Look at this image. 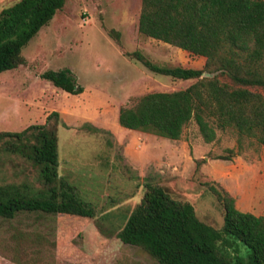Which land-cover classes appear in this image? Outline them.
Returning <instances> with one entry per match:
<instances>
[{"label":"rangeland","instance_id":"obj_1","mask_svg":"<svg viewBox=\"0 0 264 264\" xmlns=\"http://www.w3.org/2000/svg\"><path fill=\"white\" fill-rule=\"evenodd\" d=\"M16 2L0 0V12ZM142 3L67 0L23 48L27 63L0 72V131L45 123L58 111L50 124L59 138L60 176L96 208L94 216L24 211L0 218V264H162L118 235L148 182L191 202L199 218L217 228L224 209L213 188L233 196L239 209L264 216V145L256 138L227 128L207 142L195 119L179 139L119 123L120 109L133 105L134 97L197 81L156 73L126 52L140 50L169 67L203 69L207 61L140 33ZM111 30L120 32V43ZM64 67L83 92L72 94L42 76ZM40 170L0 144V184L45 190Z\"/></svg>","mask_w":264,"mask_h":264},{"label":"trees","instance_id":"obj_2","mask_svg":"<svg viewBox=\"0 0 264 264\" xmlns=\"http://www.w3.org/2000/svg\"><path fill=\"white\" fill-rule=\"evenodd\" d=\"M66 2L19 0L0 12V72L27 63L23 48ZM139 31L207 61L203 69L169 67L140 50L126 52L156 73L197 81L185 89L134 97L133 105L120 109L122 126L179 139L195 119L207 142L217 138V129L234 128L264 145V0H143ZM111 32L120 43V32ZM42 76L72 94L83 92L69 67ZM58 115L54 111L45 123L20 131H0V144L7 150L41 166L46 185L35 192L26 184H0V218L24 211L96 214L94 204L60 176L59 138L50 124ZM213 189L224 209L221 228L201 220L191 202L148 182L119 238L142 247L162 264H264V216L239 209L233 196ZM241 246L247 247L245 255Z\"/></svg>","mask_w":264,"mask_h":264},{"label":"crops","instance_id":"obj_3","mask_svg":"<svg viewBox=\"0 0 264 264\" xmlns=\"http://www.w3.org/2000/svg\"><path fill=\"white\" fill-rule=\"evenodd\" d=\"M3 1V0H2ZM17 1H19V0H17Z\"/></svg>","mask_w":264,"mask_h":264}]
</instances>
